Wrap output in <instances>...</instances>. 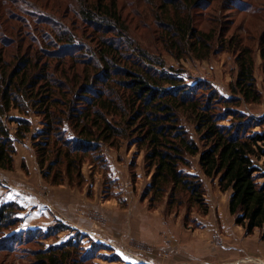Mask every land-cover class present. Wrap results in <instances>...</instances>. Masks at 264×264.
Returning <instances> with one entry per match:
<instances>
[{"label": "rangeland", "instance_id": "374dc122", "mask_svg": "<svg viewBox=\"0 0 264 264\" xmlns=\"http://www.w3.org/2000/svg\"><path fill=\"white\" fill-rule=\"evenodd\" d=\"M98 1L0 0L1 59L11 64L23 55L37 59L58 73L53 74L57 80L61 70L70 78L73 72L82 74L83 66L70 64L68 59H52L39 45L45 47L51 33L53 37L66 34L97 51L103 36L93 23L84 20L82 11L97 14ZM103 4L116 7L121 25L114 32L126 34L131 50L143 51L153 61H160L185 85L205 84L223 99L231 96L229 88L238 72L235 60L239 50H249L261 100L258 104L241 103L238 110L264 117L259 50L264 42V0H103ZM177 17L194 31L190 35L187 32L181 42L169 27L172 18ZM198 36L206 41L205 47L200 42L202 48L195 47L199 51L191 50L190 38L198 40ZM83 58L85 55L77 59ZM10 116L18 115L11 112ZM180 117L189 136L197 141L187 115ZM27 120L31 133L23 141L14 142L16 155L11 173L27 178L32 187L41 181L44 189L34 192L28 186L31 192L38 199L49 201L50 197L57 205L50 209V218L41 219L48 225L39 226L32 208L25 212L15 203L23 211L15 215L17 223L13 227L0 233V264H38L39 253L70 240H78L79 250L88 253L83 264H262L261 231L247 236L234 224L228 212L230 192H220L217 180L201 174L197 158L190 159L189 172L202 182L208 212L204 215L196 206L188 209L185 205L167 210V194L150 210L148 199L141 198L150 182L143 152L128 145L129 141L121 140L116 148L102 145L99 154L104 166L95 161V154L85 158L81 178L75 172L69 181L64 166L54 167L51 176L61 174L63 184L52 186L43 180L31 145V136L42 128L41 119L30 112ZM9 127L14 129L16 125ZM131 173L135 174L134 180ZM62 227L67 229L57 234ZM13 235V241L1 243V239Z\"/></svg>", "mask_w": 264, "mask_h": 264}, {"label": "trees", "instance_id": "16d2710c", "mask_svg": "<svg viewBox=\"0 0 264 264\" xmlns=\"http://www.w3.org/2000/svg\"><path fill=\"white\" fill-rule=\"evenodd\" d=\"M95 6L97 14L82 11V16L103 36L96 52L66 34L53 37L51 33L45 47L39 45L52 59H68L70 64L83 66L82 74L73 72L70 78L61 70L57 80L53 74L58 73L45 62L23 55L11 64L1 59L0 53V170L13 171L14 142L31 133L27 116L32 112L41 119L42 128L31 136V145L40 174L50 185L63 184L61 174L51 176L54 167L64 166L69 181L75 172L81 178L85 158L95 154V161L104 166L101 146L116 148L121 140H127L143 152L150 182L141 198L148 199V209L154 210L167 194V210L196 206L205 215L208 206L202 182L189 172L190 159L197 158L201 174L217 180L220 192H230L228 212L234 224L247 236L261 231L264 241V117L238 110L241 103L258 104L261 100L249 50H239L231 96L223 99L205 84L185 85L160 61L131 50L126 34L114 32L121 25L116 7L103 4V0ZM169 27L179 42L194 32L179 17L172 18ZM192 37L191 50L199 51L200 42L205 47L201 37ZM259 50L264 75V42ZM81 55L86 58L77 59ZM11 112L18 116L11 117ZM180 115H187L197 141L182 126ZM11 124L16 127L10 129ZM131 175L134 180L135 174ZM22 211L15 203H0V233L13 227L15 215ZM15 237L1 239V243L6 245ZM76 241L39 253L38 264H83L88 253L79 250Z\"/></svg>", "mask_w": 264, "mask_h": 264}, {"label": "crops", "instance_id": "0c3cea01", "mask_svg": "<svg viewBox=\"0 0 264 264\" xmlns=\"http://www.w3.org/2000/svg\"><path fill=\"white\" fill-rule=\"evenodd\" d=\"M19 175L20 174L18 172L13 174L8 171L0 170V203H17L19 206L25 209V212L26 208L30 207L34 210V217H38L37 223L35 224L39 226L45 224L48 225L41 219L45 217L50 218L49 211L51 208H54V206L57 205V201L55 203V201L50 197L48 198L49 201L38 199L37 196L33 192H31V189L34 190V192L37 190H41V188L44 189V187H42L43 184L41 183V181L37 182L35 180V187H32V185L30 184L31 182L27 178H23ZM28 186L31 187V189ZM212 260L217 261L215 259ZM259 261H261L263 264L264 260ZM207 263L212 264L213 262L210 263L207 261ZM248 264L254 263L251 262Z\"/></svg>", "mask_w": 264, "mask_h": 264}]
</instances>
